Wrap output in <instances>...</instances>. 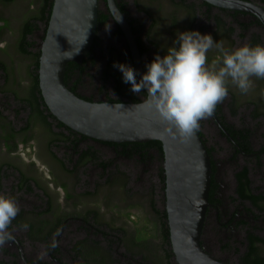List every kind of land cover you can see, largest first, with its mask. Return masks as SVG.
<instances>
[{
    "label": "rangeland",
    "instance_id": "rangeland-1",
    "mask_svg": "<svg viewBox=\"0 0 264 264\" xmlns=\"http://www.w3.org/2000/svg\"><path fill=\"white\" fill-rule=\"evenodd\" d=\"M4 0H0V27L2 30L0 31V60L6 65V73L8 75L7 80L4 78L3 71L0 70V88H5L9 90L4 96L0 94V112L1 117L3 119L2 123H9L14 128H19L25 122V118L28 115V109L23 108L19 102H13V94L17 93L19 97H25L27 95V86L29 84L28 81V67L30 66L32 60L30 56H24L17 53V50L14 48V42L16 37L19 34L20 26L22 25L23 20L29 18L32 14L36 13L37 6L39 5V0H15L12 3H4ZM127 4V8L131 16L135 19V21L141 24L142 37L144 41V45L147 47V53L145 54L146 59H152L154 53L160 52L163 54V45L170 44L172 39L175 37V33L178 31L184 30H198L201 33H210L213 36L214 40H222L224 42L225 47H235L246 41H250L254 35H261L263 44H264V31L259 27L250 26L246 31L242 30L240 25L238 24V20H232L229 18L227 13H222L217 9H210L209 13H206V8L203 5V2L200 0H124ZM255 2V0H251ZM194 8V12L189 9V7ZM104 9V5H100V10ZM192 13L194 16H192ZM215 16H219L222 20V28H219L215 23ZM194 17V20H192ZM4 20L7 21V26L3 27ZM153 20V26L152 25ZM241 21V19H240ZM41 23H38V28L34 31V33L29 37V40L33 42L30 50L35 51L39 48L40 37L42 34ZM115 24L112 20L108 21V23L103 26L99 30L100 37V46L95 49V63L87 68L86 72L82 77L81 86H79L78 90L85 96H93L97 101H104L106 96H110L114 98L115 96L105 89L112 82L107 76L104 78L103 70L106 66V60L108 58V54L106 49L108 46L115 48L116 52L120 53L123 59V56L128 53L123 40L121 38L116 37L114 34ZM233 28V32L231 35L227 32V28ZM148 32L146 37L144 33ZM148 38V39H147ZM158 44V49L156 45ZM209 60H211L215 52H210ZM114 66L112 65L111 68ZM264 79H255L254 78V86L252 90L247 94L240 93L234 86H229V93L227 97L220 102L219 104L222 107V113L226 119L227 123L232 124L236 128L245 125L247 128H250L254 131V136L252 137V143L254 148L256 149L259 145L258 135L261 133L262 128L264 127V117H260L259 119H253L252 110L255 108L258 103V98H260L262 106L259 102V110L264 111V87H261L262 81ZM262 86V85H261ZM14 92V93H13ZM231 95H234L238 98L235 105H230L232 103ZM251 118V119H249ZM1 121V120H0ZM258 123V124H257ZM1 124V122H0ZM7 128L9 125L6 124ZM33 130L32 133L43 134L48 140L51 134L44 128V126L38 122H32ZM54 130H58L54 128ZM199 130L203 133V138L206 141L207 146L213 149V157L218 164V179L221 183L222 190L220 195L223 197L224 202L222 205V209L225 205H228V213L235 211L236 208H239L241 212L240 215H237L235 221L232 226L237 230V236L232 237L229 241L224 242L222 238H215V213L211 210L209 214V218L207 219V233L206 239L209 237L210 240L206 241V247L209 251L216 257L222 258L226 260L230 264H236L243 250V243L245 239L246 229L252 228L253 232L256 235H259L262 239H264V212L257 213L254 209L251 208L253 212H255L256 218L254 221L251 220L250 217L246 215L244 216V207L250 208L249 203H241L236 199V195L234 193V181H233V173L237 171L241 165H247L250 169V178L254 183L253 187H256L258 192L264 194V157L256 161L253 157L245 158L243 156H237L232 159L233 148L230 143L224 139L222 135H220V131L218 126L212 121L210 117H207L200 121ZM41 142L38 144L37 140L34 143L33 147L31 146H23L20 150V144L18 145V149L13 152L5 151L4 145L2 141H0V165L10 163L12 167L6 169V166L0 171V187L4 192H7L8 185L11 183V193L14 194L16 201L19 205V208H22L24 211H31L32 214H35V220H31L33 224L36 226L38 222L41 220H45L46 216L50 213H44L39 215L40 212L45 210L48 207V189L53 193V196H57V191L55 188H58V184L60 182H50L52 178L48 173L51 170L54 175L57 177L62 172L60 165L55 163L50 156V152H54L59 159L65 158L64 154H62L61 149L58 147L60 143L54 144L50 146V148L45 149L41 152V147L47 142ZM31 145V144H29ZM61 145V144H60ZM20 150V151H19ZM41 152V153H40ZM19 157V160L16 158ZM20 159L22 161H20ZM37 159V162H35ZM137 160L136 157L132 158L130 163ZM31 161L36 163L33 165ZM155 161V160H153ZM7 162V163H6ZM156 167H159L161 164L160 161L156 160ZM22 165L31 166L32 170L35 174L36 167L39 173L36 170V173L40 174L42 177V184L45 192L39 188H33L32 192H27L25 190H15L13 187L17 183L18 180V167ZM59 164V163H58ZM67 166L70 167V163H67ZM118 169L125 170L126 162L120 161L117 162ZM136 168V166H134ZM139 173V168H137ZM147 171V169H145ZM148 172V171H147ZM144 172V177L154 175L153 172L147 173ZM63 173V172H62ZM31 174L27 171L26 175ZM137 174V173H136ZM77 177H81L79 171H76L75 174ZM60 177V176H58ZM129 186H136L138 181V177L135 175H127ZM47 179V180H46ZM150 193L147 195V198H151L154 200V204L156 205L157 210L161 212L164 209V204L161 201L162 195V184L159 177H154L150 180ZM8 183V185H7ZM32 186V185H31ZM117 193L121 194L123 197L128 195V192L131 190L130 187L127 188L126 193H123L120 188H117ZM59 193V192H58ZM145 193V192H143ZM7 194V193H5ZM139 194L138 191L133 189L130 192V195L136 196ZM60 195V193H59ZM58 195V196H59ZM141 196V195H140ZM61 200V199H59ZM143 209L138 208L137 218L139 219V224L143 223L142 227L145 235L150 239V246L152 249L148 252L150 254L149 258L157 260L159 256H157V252L160 253L161 248L164 246L160 244L159 238V213L155 215L148 208V205L142 206ZM264 209V208H262ZM226 211V209H224ZM107 212V213H106ZM115 211L112 209L111 212L104 211L100 213L101 217L107 219L114 216V221L117 222V225L122 223V220L119 216L115 215ZM118 213V211H117ZM228 213L226 215H228ZM128 216L123 217V220L127 219ZM226 220V218H225ZM223 220V221H225ZM238 220H246L245 225L237 226ZM129 222L127 221V224ZM256 225L252 227V225ZM220 227V223L217 224ZM141 228V227H140ZM141 228V229H142ZM139 229L138 225H125V235H123V241H127V237L132 235L135 231ZM214 231L213 236L211 237L212 232ZM61 232V231H60ZM26 230H22L20 232V236L22 241L26 237ZM85 236V237H84ZM103 235H101L102 237ZM59 237V236H58ZM56 241L59 242L58 247V255L63 259V262L66 264H76L81 262L75 255L73 250L74 242L80 240L81 238L87 239L86 241L90 243L91 241H99V246L104 248L105 243L103 239L97 237L95 235L86 236V233L82 235L81 231L77 227L67 226L63 229L61 233V237ZM85 241V242H86ZM92 243V242H91ZM33 244V243H32ZM30 244V245H32ZM34 245V244H33ZM85 245V244H84ZM46 246L47 244H43L39 242L34 248H38V256L42 259H47L46 255ZM264 245H260L262 248ZM33 248V249H34ZM87 248L85 250V254H88L93 249L91 246H84ZM157 248V249H156ZM159 249V251H158ZM104 249L101 248L100 253H102ZM112 255L120 258L121 263L123 264L127 258L122 257L120 254L123 252L122 246L115 247L112 246L111 249ZM162 252V251H161ZM264 254V249H262ZM147 253V254H148ZM159 255V254H158ZM106 257V255H104ZM160 261V259H159ZM132 264H138L136 262H132ZM171 264H176L174 259L171 260Z\"/></svg>",
    "mask_w": 264,
    "mask_h": 264
},
{
    "label": "flooded vegetation",
    "instance_id": "flooded-vegetation-1",
    "mask_svg": "<svg viewBox=\"0 0 264 264\" xmlns=\"http://www.w3.org/2000/svg\"><path fill=\"white\" fill-rule=\"evenodd\" d=\"M118 1H119L118 4H120V1L122 0H118ZM257 1L258 0H255V2ZM101 4L104 5V9L102 11H104L107 14H110L106 2L103 0H100V5ZM260 4L264 5V2H262L261 0ZM211 9H217L221 11L222 13H227L229 18H231L232 20H235V21L238 20V24L240 25L241 29L244 31H246V29H248L250 26H255L258 28L260 27L264 31V27L262 23L258 19L249 17L248 15H246V13L242 14L238 11L223 10V9H219L213 6ZM125 10L126 11L128 10L127 4L125 7ZM209 12L210 11H208V13ZM127 13H129V10ZM129 16L131 19L134 20V18L131 16L130 13H129ZM111 19L112 18L110 15L107 21L105 22V24L98 25L99 30L103 26H105L108 23V21H110ZM126 19H128V17ZM215 23L217 25L216 21ZM114 24L116 27H115V31L113 35H115L118 38L123 39L122 32L121 34L118 33V30H120L118 25H116L115 22ZM99 30H97V34H96L97 36H99ZM19 36H20V33L16 37L14 44L18 42ZM261 39H262V36H261ZM246 42L250 43L251 39L250 41H246ZM261 42L263 44V40ZM123 43L125 45V48L128 51L126 42L123 41ZM0 52H1V49H0ZM106 52H107V49H106ZM93 56L95 57V51H94ZM145 60L147 59L145 58ZM106 62L107 63H106L105 69L111 63V62H108V58ZM80 65L86 66L87 68L91 66L90 61H87L86 63H82ZM112 65L113 63L109 65L110 69ZM86 70L87 69L83 71L82 77L84 73L86 72ZM104 70H103V75H104ZM79 74H80L79 70L75 69L71 80L74 81ZM71 85L73 84H70V86ZM79 86H81V84L78 85L76 92L78 93L79 96L84 97L85 95L80 93L78 90ZM1 89L2 88H0V94L3 96L9 91L6 89L7 92L4 93L2 92ZM86 97H92V101H97L93 96H86ZM18 99H20V97ZM257 99L259 101L252 111H254L255 109L256 110L258 109V114L257 116H253V119H259L260 117L261 118L264 117V111L259 110V102L262 106V103H261L262 100H260V98L258 97ZM105 100L106 98L104 99V101ZM229 100L232 101L230 105H235L236 101H238V98L234 95H231V99L229 98ZM17 101L18 100L15 99V94H13V102H17ZM219 106H220V111L219 112L217 110L214 111L216 114V117H214L213 115L209 117L218 126L220 135H222L224 139H226L230 143L231 147L233 148L232 149L233 150L232 159L236 158L237 156H243L245 158L253 157L256 159L258 163L261 157H264V127H261L262 131L257 136L259 139V145L255 149L252 143V137L254 136V131L251 130L250 128H247L245 125L236 128L235 126L231 124L234 128L242 131V134L237 136V139L239 140V144H238V142H236L235 139L227 131L226 125H230V123L226 122V119L222 113V107L220 104ZM0 117H1V114H0ZM0 120H1L0 121L1 122L0 141H2L4 145L5 138L9 137V133H12L13 136H12V139L8 140V145H11V144L14 145L13 151L17 150L18 145L19 144L22 145L23 143L21 141H24L25 139H27L30 142L31 147H33L34 145L33 141L36 142L37 140L38 144L40 143V145H42L41 142L43 141L45 142L48 139L47 138L45 140L46 137L43 134L32 133V128H33L32 122L33 121L31 119H30L29 127L26 130L21 131V127L26 125L25 123L28 121V115L25 118L24 124L20 126L19 128H14L9 123H2L3 121L2 118H0ZM217 120L222 124L226 132H223ZM6 124L9 125V128H7ZM46 131L48 133V130ZM53 131L55 133H58V136L55 134L52 135L49 132L51 134L49 142L51 141L52 138H58L60 136L59 134L61 135L65 134V136H68L70 140L64 141L61 139V141L55 140L52 142V144H55V145L58 143L61 144V145L59 144L58 147L61 149V152L62 154H64L65 158L63 157V159L61 158L59 159V157L56 156V154H55V157L54 156L52 157V155L50 154L51 158L55 160V163L57 165H60V168L63 172V173L62 172L59 173L60 175L58 176L60 177L58 176L56 177L51 170L48 173V177L50 176L52 178V181L50 182H53V181L59 182L60 180L58 184L54 183L55 185H58V188H55V190L57 191V196H53L54 191L53 193H51L50 189L48 190V213L50 214L46 216L45 220H41L35 226L33 222L31 221V220L33 221L35 220V214H32L31 211H24L22 208H19L20 211L17 217L15 218V220L12 221V224L9 227V231L12 233L13 238L7 241L5 244L0 245V264H66L65 262H63V259L60 258L57 253L59 250L58 247L60 245H59V242L56 241V239L58 236L61 237V233L63 229L67 226H70V227L74 226V228L77 227L79 231H81L82 235L86 233V236L87 235L89 236L91 233V235H95L97 237L102 238L103 239L102 243H105L104 247L107 246L106 239L112 238L114 239V242L111 244V246L114 245L115 247H118L117 240L123 235H125L124 234L126 232L125 225L126 226L138 225L139 228L144 226L143 223L139 224V219L137 218L138 208L143 209L142 206H145L147 204L149 210L153 212L155 215H157L159 212V210H157L156 208V205L154 204V200L151 198H147V195L150 193V188H149L151 184L150 180L153 179L155 176L159 177L162 187H163V183L161 180V170L163 169V153L161 155L158 149L153 148V147L136 148L131 144H129V146L125 148H122V147L116 148L113 145H108L101 141H96L88 137H82V135L80 134H76V135L71 134L68 130L58 129V130H53ZM246 143H248L250 147V151L248 152L245 150ZM48 144L46 143L44 146H40L41 152L47 149ZM4 148H5V151H7L5 146ZM207 148H210V147L207 146ZM52 154H54V152H52ZM210 156H211V169H212L211 181L213 177L214 182L216 183V186L213 188L214 190H213L212 201H209V206L206 212V218H205V222H204V226L202 230V236H201V243L206 249V251H208V253H210L215 259L223 263L230 264L222 258H218L217 256L215 257L206 247V241L210 240L209 237L206 239V233L208 232L207 231V226H208L207 219L209 218V214L211 210L215 213L216 223L217 224L220 223V227H218L217 224L215 225V228H216L215 238L216 239L222 238L224 242L229 241V239L232 238L233 236L234 237L237 236L238 234L237 230L234 229V226H232V224L235 221V218L237 217V215L241 214V212L239 211V208H236L235 211L228 213V208H229L228 205H225L224 208L222 209L224 199L220 195L222 186L218 179L219 167L213 157V149L211 151ZM134 157H136L137 160L130 163L131 162L130 160ZM16 158L19 160V157H16ZM157 158L161 163L159 167H156ZM20 161L22 160L20 159ZM120 161L126 162L125 170L120 171L118 169L117 162H120ZM35 162H37V159H35ZM67 163H70V167L67 166ZM134 166H136V168ZM18 168H19L18 174L21 172L26 175L27 171H29L31 174H28L26 176H33L32 167L30 165L27 167L21 164V166ZM137 168H139V173H138ZM145 169H147L148 172ZM77 170L81 174V177L80 176L77 177L75 175ZM243 170H245L247 173V178L249 181L248 185H249V188L251 189V192L255 195H258V194L264 195V194L261 192H258L256 187H253L254 183L251 181L250 169L247 165L245 164L241 165L237 171H234L233 181H234V193L236 195V199L241 203L250 204V208L248 207L243 208L244 210L243 214L245 217L247 215L248 217L251 218L252 221H254L256 218H259V217L256 216L255 212H253L251 208L254 209L257 213L264 212V209H262L264 208V201H258L257 205H253L250 201L245 200L239 196V194L237 193L238 181L236 179V174ZM144 172H147V173L153 172L154 175L150 179V176L144 177L143 175ZM163 173H164V169H163ZM133 174L135 175V177H138L136 186H139V187L135 188V186H133V189L139 192V194H137V197L130 195V192L133 191V189L131 186H129L130 184L128 183V178L126 177L127 175H133ZM30 181L33 183V185H35V183H40L39 181H41V177L39 176L38 179H36V182L34 180H30ZM128 187H130L131 190L128 192V195H126L125 197L117 193L118 191L117 188H120V190H122L123 193H126V190ZM164 187H165V184H164ZM2 188L4 189V187L2 186L0 187V193H7V194H11L12 196H14V194L11 193L10 191L12 188L11 183H9L8 185L7 192H4ZM13 188L17 190L19 188L18 184H16V186H14ZM58 192L60 193V195ZM161 201L165 206L164 190H162ZM112 209L115 211L114 212L115 215L119 216V218L122 220V223H120L119 225H117V222L113 220L114 216H112L111 218L105 219L101 217L100 215V213H103L104 211L111 212ZM224 209H226V211ZM227 213L228 215H226ZM126 216H128L127 219L123 220V217H126ZM127 221L129 222L128 224H127ZM244 221L246 220H238L237 226L245 225L246 223H244ZM24 224H27V225L29 224L31 225V227L28 225V227L25 229L23 227ZM255 226L256 225L254 224L252 225V227H255ZM159 227H160V222H159ZM22 230H26V234H25L26 237L24 238L23 241L20 236V232ZM104 233H107V234L104 235ZM213 234H214V231L212 232L211 237L213 236ZM249 234H252L253 236L255 235L261 238L259 235H256L255 232H253L252 228L246 229L245 239L243 243V250H241V253L239 255V258L236 264H248L249 263L248 259H250V257L252 256L251 253H258L259 255L264 257V254L262 252V249H264V246L262 248L259 247L260 245H264V244L257 242V241L254 244H252L251 242L247 240V236ZM101 235L103 236L101 237ZM39 242L43 244L45 243L47 244L46 246L47 259H42V256L39 257L37 254L38 248H34L35 245H37L38 247ZM83 244H86V243H83ZM94 245H96L95 242H94ZM252 249H253V252H252ZM73 253L75 254V252Z\"/></svg>",
    "mask_w": 264,
    "mask_h": 264
},
{
    "label": "water",
    "instance_id": "water-1",
    "mask_svg": "<svg viewBox=\"0 0 264 264\" xmlns=\"http://www.w3.org/2000/svg\"><path fill=\"white\" fill-rule=\"evenodd\" d=\"M122 32L137 78L145 55L140 53L136 35L120 10L118 0H103ZM213 7L246 13L264 27L261 0H200ZM100 0H53L40 41L38 80L41 96L50 113L65 126L90 139L105 143L158 140L162 146L165 174V210L169 239L176 264H226L215 259L201 243L209 206L211 156L198 131L181 137L163 122L146 97L139 102L87 100L71 91L64 82L69 62L82 64L97 34ZM96 48V47H95ZM94 48V49H95ZM111 68L110 72H116ZM105 87L114 95L113 78ZM124 94L130 90L123 85ZM125 99V98H123ZM216 117L215 112L212 114ZM216 119V118H215ZM218 121V120H217ZM220 128L226 132L218 121Z\"/></svg>",
    "mask_w": 264,
    "mask_h": 264
},
{
    "label": "clouds",
    "instance_id": "clouds-1",
    "mask_svg": "<svg viewBox=\"0 0 264 264\" xmlns=\"http://www.w3.org/2000/svg\"><path fill=\"white\" fill-rule=\"evenodd\" d=\"M162 50L163 54L154 53L139 78L130 64L114 62L113 66L121 72L122 81L130 85L131 92L147 93V102L160 119L181 137H190L199 130L200 121L211 116L227 97L229 86L247 94L254 86V78L264 79V44L245 42L225 47L210 33L193 29L176 32ZM213 51L215 55L209 60L208 54ZM7 144L4 142L10 152ZM19 180L20 177L18 186ZM29 182L32 189L36 188ZM32 189L28 191L24 186L17 190ZM19 211L14 196L0 193V245L13 238L9 227Z\"/></svg>",
    "mask_w": 264,
    "mask_h": 264
},
{
    "label": "trees",
    "instance_id": "trees-1",
    "mask_svg": "<svg viewBox=\"0 0 264 264\" xmlns=\"http://www.w3.org/2000/svg\"><path fill=\"white\" fill-rule=\"evenodd\" d=\"M15 0H4V3H12ZM262 2H264V0H262ZM52 5H53V0H39V5L37 6L36 9V13L32 14L29 18L23 20L22 25L20 26L19 29V39L18 42L14 44V48L17 50V53L20 55H24V56H30L31 57V64L28 67V81L29 84L27 86V95L25 97H20L17 95V93L15 94V99H17L20 103V105L23 108H27L28 109V121L25 123L26 125L21 127V131L26 130L29 125H30V119L33 121H38L40 122L44 128L46 130H48V132H50L52 135L55 134L58 136V133H55L53 130L54 128L56 129H64V130H68L71 134H78L77 132L71 130L70 128H68L67 126H65L63 123L59 122L48 110L47 106L45 105V102L41 96V92H40V88H39V80H38V66H39V55H40V47L38 49H36L35 51H31L30 48L33 45V42L29 40V37L34 33V31L38 28V23H41L43 25L42 27V36L41 38H44V34L48 25V21H49V17H50V13H51V9H52ZM119 8L120 10L125 14L126 18L128 17V21L130 23L131 29L133 31V33L136 35V41L138 43L139 49H140V53L141 54H145L147 52V47L144 45V41L142 39V30H141V24L136 23L135 19H131L129 16L128 10H125L126 7V3L124 0L120 1ZM203 5L206 7V13L212 8V5L203 2ZM189 9L191 11L194 12V8L193 7H189ZM235 15V14H234ZM110 16V14L105 13L104 11H99L98 14V25H103L105 24V22L107 21L108 17ZM192 16H194V14L192 13ZM194 20V17L193 19ZM215 20L217 22V26L219 28H222V20L219 18V16H215ZM7 26V21L4 20V25L3 27ZM153 26V23H152ZM2 30V27H0V31ZM97 30H99V28H97ZM233 28L229 27L227 28V32L231 35V33L233 32ZM118 33L121 34V31L118 30ZM148 32H146L144 34V36L146 37ZM117 34V32H116ZM148 39V38H147ZM262 39H261V35H254V38L251 39L252 44H262ZM100 46V38L99 36L95 35L94 37V42L92 44V48L90 50V52L87 54V56L85 57V59L83 60V63H86L87 61H90V64L93 65L94 61H95V57L94 55V51H95V47H99ZM156 48L158 49V44L156 45ZM158 51H160L158 49ZM107 53H108V62L113 63L114 62H121V63H126V64H130L131 66H133L132 63V59L130 57V54L127 53L126 55L123 56V59L121 60L120 57H122V55L118 52H116L115 48L108 46L107 47ZM151 59L145 60L143 62V70H145V64L147 62H149ZM110 63V64H111ZM109 64V65H110ZM107 66L106 69L104 70V78H107V76L112 75L113 78V89H114V98L110 97V96H106V101H110V102H139L142 99H144L146 97V93L144 91L140 92L139 94H134L133 92H129V94H124L123 90V85L128 88V90H130V85L126 84L122 81V74L121 72L117 69L116 72H110V66ZM77 69L79 70V75L77 76V78L72 81V75L74 73V70ZM85 69H87L86 66H82L80 64H76L74 62H69L66 65L65 68V74H64V82L66 85H68L69 89L73 92H75L77 95L78 93L76 92V89L78 87L79 84H81L82 82V74L83 71H85ZM0 70L3 71V75L4 78L7 80L8 75L6 73V65L4 62H2L0 60ZM70 84H73L70 86ZM262 85V86H261ZM260 89L261 87H264V80L262 81V84H260ZM2 92H7V90L5 88L1 89ZM264 91V90H263ZM83 98L87 99V100H92V97H86L84 96ZM125 98V99H123ZM17 101V102H18ZM218 112L220 111V106L219 104L216 106V109ZM1 114V113H0ZM258 114V109L254 110L252 112V116H257ZM222 122V121H221ZM223 123V122H222ZM227 131L230 133V135L235 139L236 142H238L239 144V140L237 139V136H239L240 134H242V131L239 129L234 128L231 124L230 125H226ZM199 134L203 137V133L201 130H198ZM60 136L58 138H52L51 141L48 144V148H50V146H53L54 144H52L53 141L57 140V141H69V137L65 136V134H59ZM82 137H86L84 135H82ZM9 138H5V142L8 141ZM204 142L205 139L203 138ZM52 145H51V144ZM105 143V142H104ZM108 145H113L116 148L117 147H122L125 148L127 146H129V144L133 145L136 148H144V147H153L158 149L159 153L162 155V146L160 141L158 140H150L147 142H143V143H139V142H122V143H106ZM7 148L9 151L13 150V146L8 145L7 144ZM208 152L211 154L212 149L211 148H207ZM245 150L248 152L250 151V147L248 145V143H246V147ZM50 154L52 155V157H55V153L52 154V151L50 152ZM63 165V164H62ZM6 166V168L12 167V165L10 163L8 164H2L0 165V171L2 170V168ZM20 175H18V178L20 177L19 180V188L22 187H26L27 190L31 191V186H30V178L28 176H26L23 173H19ZM236 179L238 181V187H237V193L239 194V196L245 200L250 201L253 205H257L258 201H264V195L262 194H258L255 195L251 192V189L249 188V181L247 178V173L245 170L239 172L236 174ZM161 180L163 183V187L162 190H164V184H165V176L163 173V169L161 170ZM211 187H210V192H209V201H212V197H213V188L216 186V183L214 182V179L212 177V181H211ZM42 190L45 192L44 188H42ZM49 190V189H48ZM46 194V192H45ZM48 204V203H47ZM48 212V207L43 210L42 212L39 213V215L47 213ZM159 213V220H160V230H159V238H160V244H162L164 247L161 248L160 253L157 252V256H159V259L157 258V260L151 259L149 258L150 254L148 253L150 251V249H152V247L150 246V239H148V237L145 235L143 228H139L137 229V231H135L132 235L127 237V241H123V237H120L117 241H118V245L122 246L123 248V252L120 254L122 257L127 258V260L124 261L123 264H132V262H136L138 264H171V260L173 259L174 255L171 249V245H170V239H169V228H168V223H167V214H166V210L164 209ZM29 225V224H28ZM31 227V225H29ZM107 233H104V235ZM125 234V233H124ZM87 239H81L79 241H77L76 243H74L73 245V250L75 252V256L81 260V262L76 263V264H122L120 261V258L117 256H113L111 253V249L112 246L111 244L114 242V239L110 238V239H106L107 242V246L106 247H102L99 246L98 243L99 241H91L93 243H88L86 241ZM247 240L249 242H251L252 244H254L256 241L260 242L262 244H264V240L262 238H259L257 236H253L252 234H249L247 236ZM86 241V242H85ZM94 242L96 245H94ZM83 243H86L85 245ZM92 244V245H91ZM84 246H91L93 249L91 250V252H89L88 254H85V250L87 248H84ZM96 246V247H94ZM101 248L104 249V251H102V253H100ZM157 249V248H156ZM159 251V249H158ZM253 252V249H252ZM148 253V254H147ZM159 254V255H158ZM252 254V256H251ZM250 254V259L248 264H264V257L259 255L258 253H251ZM104 255H106V257H104ZM149 255V256H148Z\"/></svg>",
    "mask_w": 264,
    "mask_h": 264
},
{
    "label": "crops",
    "instance_id": "crops-1",
    "mask_svg": "<svg viewBox=\"0 0 264 264\" xmlns=\"http://www.w3.org/2000/svg\"><path fill=\"white\" fill-rule=\"evenodd\" d=\"M32 130H33V128H32ZM12 136H13L12 133H9V137H8V138H9V139H12ZM34 139H35V137H34ZM32 141H33V140H32ZM6 142H8V141H6ZM21 142H22L23 144H22V145L20 144V148H19L20 150L22 149L23 146H30V145H29L30 142H29L27 139H25L24 141H21ZM33 142L35 143V141H33ZM46 143L48 144V142H46ZM46 143H45V144H46ZM45 144H44V145H45ZM11 146H14V145L11 144ZM47 147H48V145H47ZM20 150H19V151H20ZM47 150H48V148H47ZM11 151L14 153L16 150H15V151L11 150ZM32 164H33V165H36V164H34L33 161H32ZM36 169H37V167H36ZM32 172L34 173L33 170H32ZM37 172L39 173L38 169H37ZM38 173H36V170H35V174H34L33 176H28V177L30 178V180L32 179V180H34V181L36 182V179H38L39 176L41 177V175H40L41 173H40V174H38ZM46 180H47V179H46ZM35 182H34V183H35ZM39 182H40V183H35L34 186L37 187V188H39V189H41V188L43 187V184H42V177H41V181H39Z\"/></svg>",
    "mask_w": 264,
    "mask_h": 264
}]
</instances>
